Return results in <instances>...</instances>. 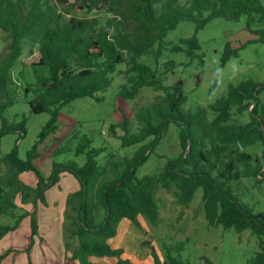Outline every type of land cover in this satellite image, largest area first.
Listing matches in <instances>:
<instances>
[{
    "label": "trees",
    "instance_id": "obj_1",
    "mask_svg": "<svg viewBox=\"0 0 264 264\" xmlns=\"http://www.w3.org/2000/svg\"><path fill=\"white\" fill-rule=\"evenodd\" d=\"M104 7L108 17L103 24L96 18H70L63 22L52 8L43 7L42 0H33L26 14L22 0H0V30L9 39L6 52L0 55V140L16 131L25 134V120L9 123L4 112L16 103L12 70L23 55L24 44L29 43L36 47L29 50V55L36 59L20 60L19 75L24 80L25 69L32 72L34 81L25 82L23 95L32 96L27 103L32 114H50L45 131L53 128L58 110L64 105L107 90L116 67L124 63L127 72L135 77L127 80L129 90L124 87L123 98L132 99L143 88L163 95L159 102L136 111L135 133H129L127 121L110 125L109 132L120 141L121 147L143 144L149 138L153 141L142 145L132 157L111 160L108 168L101 169L95 161L101 150L85 151L89 146L85 140L76 148V155H85V164L81 167L72 161L53 164L49 178L41 177L32 166L34 150L23 162L14 147L0 158V165L6 167V172L0 175V215H10L28 203L43 202L44 191L61 174H68L79 184V190L67 200L68 203L75 200L72 214L67 213V218L71 219L69 235L78 242L70 258L78 264H91L92 257L116 258L115 264H133L122 258L123 250L112 249L107 242L116 235L122 219L138 226L140 216L157 226L160 220L154 194L157 188L172 192L181 207H187L196 192L201 191L208 227L232 229L239 234L249 231L263 242L264 221L233 194L236 192L230 181L241 177L254 178L258 183L264 181V151L261 165H252L251 158L242 152L258 142L264 144V110L258 99L264 84L251 79L229 84L226 94L210 105L214 117L208 120L204 108L183 111L181 101L186 96L176 94L173 87L161 85V77L177 65L161 62L160 55L166 35L182 21L193 23L198 32L214 19L244 18L247 31L255 34L258 41H264V29L252 30L255 24L264 23V0H185L184 3L181 0H82L79 10ZM190 47L198 49L193 37L171 45V51L183 52ZM233 53L227 48L222 64ZM142 56L152 57L156 68L139 64ZM244 113L248 114L247 123H229L232 116ZM169 124L179 129V157L168 160L157 175L137 179L136 168L145 163ZM117 130L122 134H117ZM235 160L242 169L234 168L230 173ZM27 171L38 177L34 188L19 180V175ZM258 177L262 180H257ZM98 209L103 211L100 222L96 221ZM27 216L32 237L38 229L35 214L22 215ZM16 227L17 224L0 226V239ZM183 247L181 242L166 249L163 261L152 250L153 264H189L179 257ZM2 258L0 255V261ZM204 262L210 264L207 259ZM246 264H264V253L255 254Z\"/></svg>",
    "mask_w": 264,
    "mask_h": 264
},
{
    "label": "rangeland",
    "instance_id": "obj_2",
    "mask_svg": "<svg viewBox=\"0 0 264 264\" xmlns=\"http://www.w3.org/2000/svg\"><path fill=\"white\" fill-rule=\"evenodd\" d=\"M32 1L22 0L23 14L28 12ZM81 1L42 0V5L44 8H52L63 22L70 18H96L100 24L105 22L108 17L105 7L91 11L79 10ZM184 1L181 0V3ZM260 29H264V23L252 27V30ZM192 37L196 41L197 50L190 47L183 52L171 51V45H178L180 40ZM257 39L255 34L247 31L244 18L239 21L214 19L198 32H195L193 23L182 21L163 40L160 61L174 62L177 68L164 74L160 83L164 87H173L176 94L186 96L181 101L183 111L204 108L208 120H211L214 114L210 105L226 94L229 84L235 85L247 79L264 84V41ZM8 44V36L0 30V55L6 52ZM35 48L29 43L24 44L23 55L12 70L16 103L4 112L9 123L17 124L22 119L25 120V134L21 135L16 131L4 136L0 140V158L16 147L19 159L25 162L28 153L34 150L36 156L31 160L32 166L41 177L49 178L53 164L69 161L80 167L85 164V155H76V148L84 144L85 140L89 141L85 151L101 150L95 157L101 169L108 168L111 160L132 157L142 145L153 141V138H149L143 144L121 147L120 141L109 132L110 125L127 121L129 133H135L138 130L136 111L159 102L163 95L160 91L143 88L132 99L123 98L124 87L129 90L127 80L135 77L127 72L124 63L116 67L107 90L95 93L92 98L76 99L64 105L58 110L53 128L45 131L51 120L50 114H32L27 104L32 96L23 95L25 82L34 81L32 72L25 69L24 80L19 75L22 69L20 60L36 59L29 55V50L34 51ZM227 48L234 53L222 64ZM232 62H235L236 70L233 69ZM138 63L151 69L156 68L153 58L149 56L140 57ZM258 99L264 110V89L259 92ZM248 120V114L244 113L241 116H232L229 123L245 124ZM117 134L122 133L117 130ZM178 134L179 129L174 124H169L145 163L136 168L137 179L157 175L168 160L179 157L181 148ZM263 151L264 144L260 142L242 150L251 158L252 165L263 163ZM230 168L231 173L234 168L242 169V166L235 160ZM5 172L6 167L0 165V175ZM19 180L34 188L38 177L34 172L27 171L19 175ZM257 180L262 178L258 177ZM230 187L238 195L234 192L233 194L264 221V181L258 183L254 178L241 177L232 179ZM78 190L79 184L71 175L61 174L59 180L44 191L43 202L28 203L10 215H0V226L14 227L17 224L14 230L0 239V255L3 256L0 264H78L70 258L71 251L77 248L78 242L73 241L69 235L71 219L67 218V213L72 214L71 206L75 204V200L72 199L70 203L67 200ZM154 194L159 206L160 220L154 227L141 217L139 219L142 225H134V246L127 250V255L134 263L142 261L143 264H153L152 250L163 261L166 249L181 242L184 247L179 257L189 264H205L204 259L210 264H246L255 254L264 253V241L260 242L249 231L239 234L232 229L224 231L220 227H208L200 200L201 191L196 192L187 207L178 205L172 192L162 188H157ZM19 199L16 198L17 203ZM25 212L29 215L35 214L38 229L32 237L29 216L22 217ZM102 218L103 211L98 209L96 221L100 222ZM115 260L116 258L92 257L90 262L115 264Z\"/></svg>",
    "mask_w": 264,
    "mask_h": 264
},
{
    "label": "crops",
    "instance_id": "obj_3",
    "mask_svg": "<svg viewBox=\"0 0 264 264\" xmlns=\"http://www.w3.org/2000/svg\"><path fill=\"white\" fill-rule=\"evenodd\" d=\"M139 218L141 217L140 216L138 217V223L140 224L142 221H140ZM140 225H142V223ZM135 230H136L135 226L131 223V221H129L128 219H122L118 224L116 235L107 242L112 249L123 250V254H122L123 259L130 260V256L127 255L128 253L127 250L132 246H134L132 242H134L133 235L135 233ZM20 248H23V246L20 245ZM130 262H132L133 264H140V263L143 264L142 261H137L134 263L133 261L130 260Z\"/></svg>",
    "mask_w": 264,
    "mask_h": 264
},
{
    "label": "clouds",
    "instance_id": "obj_4",
    "mask_svg": "<svg viewBox=\"0 0 264 264\" xmlns=\"http://www.w3.org/2000/svg\"><path fill=\"white\" fill-rule=\"evenodd\" d=\"M232 67H233L234 70H236V64H235V62H232Z\"/></svg>",
    "mask_w": 264,
    "mask_h": 264
}]
</instances>
